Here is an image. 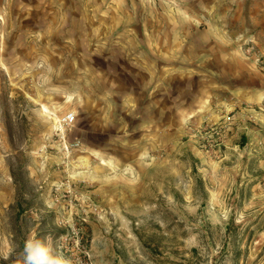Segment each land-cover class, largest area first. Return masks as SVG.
Masks as SVG:
<instances>
[{"label": "rangeland", "instance_id": "obj_1", "mask_svg": "<svg viewBox=\"0 0 264 264\" xmlns=\"http://www.w3.org/2000/svg\"><path fill=\"white\" fill-rule=\"evenodd\" d=\"M140 25L226 59L230 111L126 113L107 56ZM29 235L71 264H264V0H0V264Z\"/></svg>", "mask_w": 264, "mask_h": 264}, {"label": "crops", "instance_id": "obj_2", "mask_svg": "<svg viewBox=\"0 0 264 264\" xmlns=\"http://www.w3.org/2000/svg\"><path fill=\"white\" fill-rule=\"evenodd\" d=\"M163 29L160 26L140 25L139 29L135 30L136 35L139 34L138 40L131 38L130 42L119 41L112 44L110 48L115 51V55H108L107 58L115 61V70L111 75L117 78L114 79V85L109 80L108 91L119 95L122 91L125 99H131L127 103L130 108L125 109L126 113L132 114L137 108L135 114L142 115L144 121L149 118L151 123L154 122L157 126L160 124L161 129L176 127L191 118L199 122L205 112L217 104L221 109L208 112L211 116L230 111V106L224 101L229 90L227 60L223 59L224 64L221 67L211 70L203 68L202 65L197 68L194 44L181 43L172 37L164 40ZM165 30L170 34L174 32V27H165ZM143 33L149 36L145 41L142 40ZM116 50L122 51L123 63L116 60L121 57L120 52L118 54ZM115 73H122L123 77L119 78ZM137 75L139 80H136ZM232 87L230 89L242 91L241 86ZM165 91H170L174 98L168 101ZM153 115L154 119H151ZM172 115L171 123L175 125H165V120L169 121ZM244 136L242 132L240 138L244 140ZM194 152L200 154L197 149Z\"/></svg>", "mask_w": 264, "mask_h": 264}, {"label": "clouds", "instance_id": "obj_3", "mask_svg": "<svg viewBox=\"0 0 264 264\" xmlns=\"http://www.w3.org/2000/svg\"><path fill=\"white\" fill-rule=\"evenodd\" d=\"M14 253L15 250L0 254V259H12ZM15 264H71V261L62 254L59 242L54 241L51 235L44 237L29 235L16 256Z\"/></svg>", "mask_w": 264, "mask_h": 264}, {"label": "built area", "instance_id": "obj_4", "mask_svg": "<svg viewBox=\"0 0 264 264\" xmlns=\"http://www.w3.org/2000/svg\"><path fill=\"white\" fill-rule=\"evenodd\" d=\"M226 118H227L226 120H229L230 119L229 117H226ZM73 119H74V114L72 112L67 113L66 115H64L62 117V121H63L64 124L65 123L68 124V123L72 122ZM219 124H220L219 125L220 128H221V126H224L225 125V124L222 125L221 123H219ZM220 128L218 127V125H209L208 127H205L204 128L203 133L205 135L209 136V137H212V136H214V135H216V134L219 133Z\"/></svg>", "mask_w": 264, "mask_h": 264}, {"label": "trees", "instance_id": "obj_5", "mask_svg": "<svg viewBox=\"0 0 264 264\" xmlns=\"http://www.w3.org/2000/svg\"><path fill=\"white\" fill-rule=\"evenodd\" d=\"M20 169H21V167H20ZM11 173V176L14 178L15 177V172L13 171V168L11 167V171H10ZM17 207H18V216L20 215V212H21V209H20V205H17ZM13 264H15V263H13Z\"/></svg>", "mask_w": 264, "mask_h": 264}]
</instances>
